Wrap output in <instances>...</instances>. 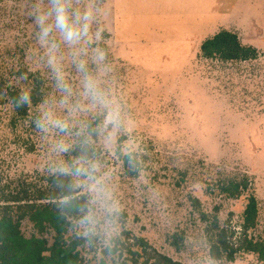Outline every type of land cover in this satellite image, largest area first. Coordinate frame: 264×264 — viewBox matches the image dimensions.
I'll list each match as a JSON object with an SVG mask.
<instances>
[{"label":"rangeland","instance_id":"rangeland-1","mask_svg":"<svg viewBox=\"0 0 264 264\" xmlns=\"http://www.w3.org/2000/svg\"><path fill=\"white\" fill-rule=\"evenodd\" d=\"M224 29L258 58L203 57ZM24 69L41 100L16 127L12 107L0 109V180L71 174L90 200L77 222L86 264L129 234L182 264H264L214 261L201 219L217 212L239 230L246 198L217 187L247 178L264 238V0H0V82L28 90Z\"/></svg>","mask_w":264,"mask_h":264},{"label":"trees","instance_id":"trees-1","mask_svg":"<svg viewBox=\"0 0 264 264\" xmlns=\"http://www.w3.org/2000/svg\"><path fill=\"white\" fill-rule=\"evenodd\" d=\"M201 54L222 62L256 60L259 56L255 47L244 45L237 33L225 29L202 43ZM20 78H26L32 87L23 91L15 84L6 86L0 82V109L8 104L12 107L14 127L28 124L31 107L39 104L43 86L37 74L29 70L24 69ZM23 96L27 99L21 101ZM124 140L120 138L117 154L129 170L137 163L133 158L136 154L123 152ZM217 190L228 198L245 197L246 205L239 230L229 224L222 225L217 212L202 213L210 257L214 261L233 262L247 253L255 254L264 263V238L253 235L259 227V202L250 181L224 180ZM193 203L197 210L201 207L198 199ZM89 206L88 196L80 192L74 177L68 173L0 180V264H86L83 251L88 239L77 232V222L86 215ZM26 221L33 227L30 236L23 232ZM173 238L179 246L181 237ZM112 242L113 246L102 250L105 257L99 264H182L157 251L142 237L119 235ZM106 257H110V262Z\"/></svg>","mask_w":264,"mask_h":264},{"label":"clouds","instance_id":"clouds-1","mask_svg":"<svg viewBox=\"0 0 264 264\" xmlns=\"http://www.w3.org/2000/svg\"><path fill=\"white\" fill-rule=\"evenodd\" d=\"M59 12H60V14L57 16V23H58L59 25H61V26H66V18H65V16L63 15V10L60 9ZM73 34H74V33L71 32V31H69V33H68L69 37H71ZM26 99H27L26 96L21 97V101H24V100H26Z\"/></svg>","mask_w":264,"mask_h":264}]
</instances>
